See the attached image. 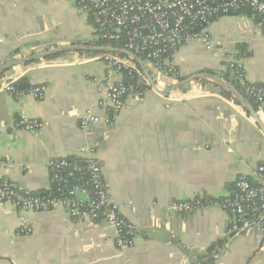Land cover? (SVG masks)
Wrapping results in <instances>:
<instances>
[{
    "label": "crops",
    "instance_id": "1",
    "mask_svg": "<svg viewBox=\"0 0 264 264\" xmlns=\"http://www.w3.org/2000/svg\"><path fill=\"white\" fill-rule=\"evenodd\" d=\"M259 25L258 15L243 9L216 17L209 30L250 81L264 84ZM98 41L93 20L73 0H0V65L54 47H90L20 63L0 76V178L24 191L45 190L53 183L51 160L85 158L94 148L112 199L135 228L133 243L119 249L105 221L74 220L63 207L29 212L32 231L24 234L20 212L0 202V264H194L208 260L221 242L225 250L214 264H264V232L227 238L233 218L218 205L239 176L255 178L264 163V102L244 95L259 125L223 88L194 80L170 94L131 93L109 121L82 129L87 111L108 115L99 105L106 66L98 49L105 44ZM143 61L160 88L176 83L177 75L230 78L224 55L200 42L176 53L174 77L158 76ZM22 78L43 87V97L5 89ZM21 110L44 123L39 134L16 127ZM197 197L216 202L190 213L164 208Z\"/></svg>",
    "mask_w": 264,
    "mask_h": 264
},
{
    "label": "built area",
    "instance_id": "2",
    "mask_svg": "<svg viewBox=\"0 0 264 264\" xmlns=\"http://www.w3.org/2000/svg\"><path fill=\"white\" fill-rule=\"evenodd\" d=\"M93 20L99 40L123 41L127 49L150 64L158 76L174 77L177 74L176 53L192 42H200L208 50L224 55L232 78L259 103L264 102V84L250 81L244 65L221 48L210 33L213 20L226 14H235L250 8L260 19L258 34L264 36V0H73ZM106 66L103 105L105 118L87 111L80 120L82 129H89L102 121H109L125 106L126 97L134 91L124 81V72L131 77L136 73L135 63L116 53L103 55ZM115 75L119 79H113ZM149 85L146 77L138 80ZM7 91L19 97L33 95L43 97V87L32 86L17 90L14 85L5 86ZM16 127L40 133L44 123L21 110ZM84 164L71 157L53 159L49 163L56 192L34 195L16 187L8 177L0 178V202H9L20 212V228L24 234L32 231L29 212H47L63 207L74 220L105 221L112 227L115 242L123 250L131 246L135 228L122 214L119 204L111 197L106 186L102 163L96 158L94 148ZM8 165L13 166L11 161ZM216 201L207 197L174 200L165 204L170 214L190 213L202 210ZM131 204V203H130ZM218 205L232 215L227 238L250 236L264 232V163L256 170L255 178L239 176L231 194ZM225 242L216 244L208 260L194 264H214L223 254Z\"/></svg>",
    "mask_w": 264,
    "mask_h": 264
},
{
    "label": "water",
    "instance_id": "3",
    "mask_svg": "<svg viewBox=\"0 0 264 264\" xmlns=\"http://www.w3.org/2000/svg\"><path fill=\"white\" fill-rule=\"evenodd\" d=\"M82 49H90V47H85V46H78V45H68V46H60V47H54L50 48L47 50H44L42 52L33 54L31 56H27L25 58L21 59H16L12 60L9 62H6L2 65H0V74L6 71L7 69L11 68L14 65L20 64V63H25L37 59H42L46 58L52 55H56L58 53L64 52V51H79ZM98 49H101L104 52H113V53H123L129 56L132 60H134L136 63H138L145 74V77L149 83V85L155 89L157 92L160 94H170L172 92L178 91L182 86L186 85L187 83L197 80V81H203L207 80L209 82H212L221 88L225 89L226 91L230 92L242 105L244 109H246L252 116L253 118L258 122L259 125H261L260 120L258 118L257 112L255 108L253 107L252 103L231 83L227 82L224 80L222 77H219L217 75L211 74V73H199V74H194L189 77H185L182 80L177 81L176 83L166 87V88H160L159 85L157 84L156 80L151 76L150 71L144 64V61L141 57L136 55L135 53L124 49V48H116L112 45H104L102 47H98ZM262 127V126H261ZM264 130V128H263Z\"/></svg>",
    "mask_w": 264,
    "mask_h": 264
},
{
    "label": "trees",
    "instance_id": "4",
    "mask_svg": "<svg viewBox=\"0 0 264 264\" xmlns=\"http://www.w3.org/2000/svg\"><path fill=\"white\" fill-rule=\"evenodd\" d=\"M249 10H251L250 8H248ZM98 43L100 44H105V45H112L116 48H123L124 45H123V41H120L118 43V41H103V40H100L98 41ZM106 53V52H105ZM104 53V54H105ZM103 54V55H104ZM116 55H118L119 57L121 58H126L128 60H131L132 62L135 63V68H136V73L134 75V77H131L130 75H128L126 72H124V81L126 83H128V85H131L133 86L134 88V91L132 93H136L138 95H143L145 93V91L147 90H151L152 87L150 85H143L141 84L138 80L139 78H144V74H143V71L140 67V65L138 63H136L134 60H132L129 56H127L126 54H123V53H120V52H117ZM55 56V55H54ZM145 60V58H144ZM229 71V70H228ZM4 74V73H3ZM2 74V75H3ZM230 74V78L229 76H226L225 79L228 81V82H231L243 95H245L252 103L254 101V98H252V96H250L246 91L245 89L239 84L237 83L231 76V73L229 72ZM1 75V76H2ZM176 79L179 81V80H182L183 77H181L180 75L176 77ZM204 83L208 82V81H202ZM9 84H12L15 86V88L17 90H23V89H28L30 87H32L30 84H28L26 78H22L21 80H18V81H11L9 82ZM181 90H184V88H182ZM222 93L224 94L225 97L233 100L234 102H236L237 104H240V102L228 91L222 89ZM256 101V100H255ZM257 102V101H256ZM72 159L74 160H77L78 162H82L84 164V159L83 158H76V157H71ZM52 185L50 188L48 189H45V190H39V191H30L32 194L34 195H49L50 193H55L56 192V187H57V184L52 181ZM24 191V190H23ZM208 199H212L214 201H216L215 199L213 198H210V197H207Z\"/></svg>",
    "mask_w": 264,
    "mask_h": 264
},
{
    "label": "rangeland",
    "instance_id": "5",
    "mask_svg": "<svg viewBox=\"0 0 264 264\" xmlns=\"http://www.w3.org/2000/svg\"><path fill=\"white\" fill-rule=\"evenodd\" d=\"M3 73L0 74V76L2 75Z\"/></svg>",
    "mask_w": 264,
    "mask_h": 264
}]
</instances>
